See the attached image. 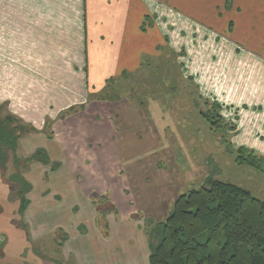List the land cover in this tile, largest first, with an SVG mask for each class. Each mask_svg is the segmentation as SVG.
Returning a JSON list of instances; mask_svg holds the SVG:
<instances>
[{
  "label": "crops",
  "instance_id": "0c3cea01",
  "mask_svg": "<svg viewBox=\"0 0 264 264\" xmlns=\"http://www.w3.org/2000/svg\"><path fill=\"white\" fill-rule=\"evenodd\" d=\"M147 16L148 28L142 29ZM240 23L242 28L261 30L264 0H0V104L12 99L9 110L37 129L52 118V135L44 142L50 160L63 161L68 178L75 181L72 190L83 202L89 203L92 191H108L120 217L106 216L108 237L89 229L90 222L81 234L83 223L77 221L72 237L64 231L62 263L39 258L38 264H147L144 234L137 222L127 221L136 206L119 194L126 188L118 187V104L93 101L82 112L57 119L66 109L86 102L88 94L99 92L108 80L139 72L144 59L160 62L168 50L183 51V57L175 58L183 65L180 76L193 79L202 99L221 105V115L229 112L227 119L236 125L232 147L264 157V53L241 46L227 33L240 30ZM46 168L40 164L26 172L33 188L40 187L39 178L45 187L28 196L22 214L19 201L16 206L5 201L9 210L1 205L0 254L6 257L0 256V264H35L30 260L33 253L25 248L30 242L26 232L33 243L48 239L49 244L46 234L39 233L42 223L37 219L49 217L48 204L56 197L62 200L59 190L70 186L48 182ZM95 175L102 178L100 186L90 183ZM1 190L7 200L10 185L0 182ZM21 215L26 232L19 226Z\"/></svg>",
  "mask_w": 264,
  "mask_h": 264
},
{
  "label": "rangeland",
  "instance_id": "374dc122",
  "mask_svg": "<svg viewBox=\"0 0 264 264\" xmlns=\"http://www.w3.org/2000/svg\"><path fill=\"white\" fill-rule=\"evenodd\" d=\"M143 27L148 28V22L143 20ZM237 30L239 27L234 33H227L240 41L241 46L264 53V36L263 38L261 36V32L264 34V27L261 30L257 27L256 30L255 28L249 30L247 26L242 28V23H240V30ZM168 51L170 53H165L166 56L160 58V62L144 59L142 68L139 66V72H132L128 80L122 82L117 80L111 85L115 92L119 93L120 100L119 103L113 102L118 104V109L114 111L118 140L116 147L120 162L118 187L125 185L126 188L123 191L120 189L119 194L123 192L135 204V211L129 214L127 221L137 222L135 225L142 230L147 244L152 242L148 218L154 221L164 220L177 197L199 188L208 179L236 185L250 192L253 197L264 200V174L249 166L235 164L234 156L227 153L228 150L225 151L226 147L223 143V141H230L232 136L229 139V133H224L221 128L213 129L203 119L200 113L207 112L204 102L198 99L193 82L181 77L179 69L168 62L171 58V51ZM246 102L251 103L252 101L247 99ZM12 105V99L9 103L5 100L0 104L2 117L13 114L9 110ZM228 113L220 114L225 121L229 120L227 119ZM230 118H232L231 115ZM49 123H53L52 118ZM33 129L34 131L30 134L19 139L14 153L9 150L5 153L7 160L5 167H0V182L10 185L11 190L7 200H5L3 190L0 191L1 215L3 214L1 205L3 208L7 207L8 210L10 208L5 201L16 206V202L19 201L17 198L22 197L28 201L27 198L31 193L41 191L42 185L45 187V182L36 176L39 178L36 181L40 187L33 188L25 174L40 165L32 160V156L39 148L45 150L44 142L50 139L52 126L51 128L42 126L40 129L33 127ZM37 145L38 148L35 149ZM105 164L109 166L110 162H105ZM43 166L47 167L45 176L48 182L50 180L54 185L57 180L56 184L59 187L64 186L65 188L69 185L70 189L59 190L58 195L62 200L56 197L53 205H50L51 202L48 204L49 217H44V220L40 217L37 219V223L38 220L42 223L38 226L42 227L41 230L38 229L39 233L46 234L43 236L49 238V244H47L48 239L33 243L34 239L30 232L27 235L26 230L23 229L26 225L21 215L19 226L26 232V237L30 241L25 243L27 247L23 246V248H28L33 253L30 260L34 258L35 264H38L40 259L62 263V244L67 238L64 231L70 233L72 237L71 228L77 225V221H80L86 226L80 224L79 227L81 234H84L87 223L90 222L89 229L93 228L94 231L99 229L102 236L108 237L109 223L106 216L111 217L109 220L112 218L117 220L120 217L116 207L109 200L108 191L104 194L92 191L89 203L83 202L80 196H76L72 190L75 181L68 178L69 172L62 160H50L48 165ZM36 174L37 172L34 176ZM90 183L100 186L103 181L101 176L95 175ZM12 194L13 197H11ZM75 203L77 206L73 207ZM116 204L119 205L117 202ZM84 211L85 215H83ZM14 216L18 219L17 213ZM48 229L49 232H47ZM118 231L120 230L117 229ZM2 240L3 236H0V242ZM5 245V243L1 244L4 247ZM80 248L84 252V248ZM0 256L6 257L5 253ZM71 260L69 258L66 261L71 262ZM123 260L125 263L128 261Z\"/></svg>",
  "mask_w": 264,
  "mask_h": 264
},
{
  "label": "trees",
  "instance_id": "16d2710c",
  "mask_svg": "<svg viewBox=\"0 0 264 264\" xmlns=\"http://www.w3.org/2000/svg\"><path fill=\"white\" fill-rule=\"evenodd\" d=\"M148 18L144 21L148 22ZM229 27L231 29L232 24ZM183 56V51L178 54L171 52L168 62L180 70L183 65L177 64L175 58ZM142 65L143 62L140 68ZM129 78L130 74L122 73L120 78L108 80L99 92L88 94L84 104L65 110L57 119L63 120L82 112L86 104L93 101H120L119 93L111 85L117 80L122 82ZM186 79L193 82L191 77ZM193 84L198 99L207 108V112L200 115L213 129L221 128L224 133H229L230 139L236 134V125L225 121L220 115L222 106L216 101L202 99L197 92L198 87ZM44 126L51 128L49 119ZM32 131L33 127L18 117L11 114L2 117L0 114V167H5V153L8 150L14 153L19 139ZM223 143L225 151L234 156L235 164L249 166L264 174V157L244 147L234 148L230 141ZM32 160L41 165L50 163L42 148L35 150ZM28 203L19 198V214L24 212ZM148 220L152 242L148 243L147 264H264V200L253 197L236 185L208 179L199 188L177 197L164 220Z\"/></svg>",
  "mask_w": 264,
  "mask_h": 264
}]
</instances>
